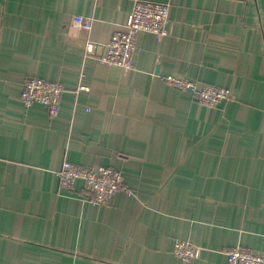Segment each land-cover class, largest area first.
<instances>
[{"label": "crops", "instance_id": "crops-1", "mask_svg": "<svg viewBox=\"0 0 264 264\" xmlns=\"http://www.w3.org/2000/svg\"><path fill=\"white\" fill-rule=\"evenodd\" d=\"M134 1L0 0V264L264 253V0H154L167 34L138 33L131 68L101 62ZM173 73L233 98L203 104L160 78ZM30 76L63 84L58 114L21 102ZM64 160L117 168L123 185L94 203L81 178L59 186ZM177 240L199 257L177 256Z\"/></svg>", "mask_w": 264, "mask_h": 264}, {"label": "built area", "instance_id": "built-area-1", "mask_svg": "<svg viewBox=\"0 0 264 264\" xmlns=\"http://www.w3.org/2000/svg\"><path fill=\"white\" fill-rule=\"evenodd\" d=\"M168 10L169 5L166 2L135 0L126 29L112 32L105 45V53L98 59L108 65L131 68L138 33H153L160 41L168 32ZM93 49L94 43L86 41L85 52L90 53ZM160 78L178 89L189 90L199 102L211 107L217 106L222 100L233 98L230 88L206 83L198 85L185 74L173 73ZM78 89H88V87L79 83ZM62 91L63 84L59 81L30 76L24 80L20 100L25 106L39 103L47 108L51 116H55L60 110ZM56 174L59 186L71 187L75 179H83L85 187L92 193L91 201L99 204L105 202L123 185L122 171L107 165H79L64 160L56 170ZM127 192L132 194L131 190ZM173 250L184 260L197 258L200 255V247L188 240H177ZM225 253L227 264H264V253H254L243 245L230 247Z\"/></svg>", "mask_w": 264, "mask_h": 264}]
</instances>
